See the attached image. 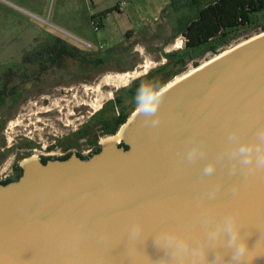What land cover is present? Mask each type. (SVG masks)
<instances>
[{"label":"water","instance_id":"1","mask_svg":"<svg viewBox=\"0 0 264 264\" xmlns=\"http://www.w3.org/2000/svg\"><path fill=\"white\" fill-rule=\"evenodd\" d=\"M165 89L159 125H146L138 112L121 124L126 148L103 140L87 158L31 157L17 180L0 184V264H153L164 251L152 236L164 229L202 234V210L216 217L238 211L249 250L264 254V171L231 174L225 158L201 177L232 129L251 141L264 126V30ZM194 133L208 152L181 161ZM138 220L143 232L131 240ZM251 264H264V255Z\"/></svg>","mask_w":264,"mask_h":264},{"label":"rangeland","instance_id":"2","mask_svg":"<svg viewBox=\"0 0 264 264\" xmlns=\"http://www.w3.org/2000/svg\"><path fill=\"white\" fill-rule=\"evenodd\" d=\"M7 1L35 16L0 0V76H28L22 102L0 109V179L6 178L11 164L24 150L27 160L37 159L34 154L56 157L65 149L73 155L94 147L109 136L101 133L100 119L123 109L128 113L127 120L136 111L135 96L142 83L164 87L193 70L195 64L201 65L259 33L243 31L214 51L192 61L185 58L179 64L178 55L184 47L181 32L197 11L186 0H177L176 7H168L148 22L130 15L129 2L119 0L120 9L112 8L103 15L98 29H94L90 18L83 17L82 9L68 17V8L75 0H44L43 10L20 0ZM85 3L91 7L90 0ZM67 20L74 21L68 24ZM53 36L106 58L100 64H81L63 57L47 68L24 61L28 53L41 46L40 42ZM125 72L132 76L125 77ZM84 128L97 135L96 144L82 146V139L70 144Z\"/></svg>","mask_w":264,"mask_h":264},{"label":"clouds","instance_id":"3","mask_svg":"<svg viewBox=\"0 0 264 264\" xmlns=\"http://www.w3.org/2000/svg\"><path fill=\"white\" fill-rule=\"evenodd\" d=\"M166 89L153 83H142L137 89L135 101L136 111L143 114L145 124L156 127L161 122V116L156 115L165 99ZM245 117L248 116L244 113ZM192 146L181 154V161L194 162L208 152L203 141L196 142V134L190 137ZM227 158L231 162L230 173L235 174L243 170L246 177L264 171V126L257 128L255 139L241 140L238 128L231 130L227 146L221 150L215 160L208 161L201 171V177L214 174L218 162ZM221 185L217 184L210 191L215 196ZM240 185L232 188L237 194ZM201 197L200 200H203ZM199 222L204 225L205 231L201 234L184 233L173 229H164L152 236L153 244L163 249L164 255L153 264H251L254 257L249 250L247 239L241 235L239 212L228 211L223 216L216 217L208 210H202ZM143 232V224L138 220L132 226L130 239L136 240ZM222 237L226 242L222 243ZM230 257L229 259H226Z\"/></svg>","mask_w":264,"mask_h":264},{"label":"trees","instance_id":"4","mask_svg":"<svg viewBox=\"0 0 264 264\" xmlns=\"http://www.w3.org/2000/svg\"><path fill=\"white\" fill-rule=\"evenodd\" d=\"M190 6L197 8L196 15L189 20L181 32L183 36V50L178 55V63H184L185 58L192 61L202 53L214 51L218 46L226 44L243 31L264 30V0H186ZM177 0H169L168 7H176ZM263 14V15H262ZM99 16H91L90 20ZM44 41V42H43ZM40 42L36 50L26 53L27 63L37 64L40 68H47L59 62L63 57L75 59L81 64H100L106 55L94 56L92 52L82 50L60 36H53ZM23 61V62H24ZM197 64H195L196 66ZM172 71L170 75H175ZM127 112L121 109L117 114L100 119L101 133L114 134L118 127L126 120ZM99 149L97 148V151ZM59 157L58 159H66ZM42 159L41 162H45ZM21 175V174H20ZM0 180V184L17 180L19 176Z\"/></svg>","mask_w":264,"mask_h":264},{"label":"flooded vegetation","instance_id":"5","mask_svg":"<svg viewBox=\"0 0 264 264\" xmlns=\"http://www.w3.org/2000/svg\"><path fill=\"white\" fill-rule=\"evenodd\" d=\"M28 88V76H0V109L3 107H10V106H16L20 102H22L23 96L26 94ZM80 129V128H79ZM83 129V128H82ZM113 135L108 136L106 139L112 138ZM78 139H82L85 143L82 146H88L92 145L94 146L97 140V135L95 133H91L90 130L87 128H84V130H81L79 132V135L76 136V139L73 138L72 142L70 144H76V141ZM118 142V145L123 146L124 148L127 147V145L119 138L116 140ZM101 143L97 142V144L94 147H91L87 149L86 151L83 150L82 153L80 152H73V155H77L80 158H87L91 156L93 153L97 152V148L100 149ZM27 149V148H25ZM85 153V154H83ZM27 152L22 151L20 152V158L19 160H16L13 162L10 166V173L7 174L6 178L0 179L6 180L11 179L13 177H16L22 173L23 170V162L25 161V157L27 156ZM36 155L37 159L40 161L42 159L48 160V159H58L59 157H66L72 155V152L66 151V149L61 153L60 156H48L44 153H41V156L38 154ZM24 160V161H23Z\"/></svg>","mask_w":264,"mask_h":264},{"label":"crops","instance_id":"6","mask_svg":"<svg viewBox=\"0 0 264 264\" xmlns=\"http://www.w3.org/2000/svg\"><path fill=\"white\" fill-rule=\"evenodd\" d=\"M4 2H7L8 4L14 6L15 8L30 14L32 16H35L33 13L27 11L26 9L12 4L8 2L7 0H2ZM21 2L27 4L28 6L33 7V4L35 9L43 10L42 1L44 0H20ZM83 3H81L79 0H75V3L73 4L72 8H68V17L77 15L75 12L78 9H82L83 11V17L84 18H90L91 16H99L100 22L102 23L101 17L103 15L109 14V11L112 8H116L117 10L120 9V1L119 0H90L91 7H88L85 3V0H82ZM115 2L116 3H110ZM129 4L131 5L130 9V15L134 17H138L141 19V21H152L156 20L160 15L163 8H165L169 0H127ZM72 10V13L70 11ZM37 17V16H36ZM90 20V19H89ZM65 21V20H64ZM74 20H67L68 24L69 22H72ZM129 29L126 30V32Z\"/></svg>","mask_w":264,"mask_h":264},{"label":"bare ground","instance_id":"7","mask_svg":"<svg viewBox=\"0 0 264 264\" xmlns=\"http://www.w3.org/2000/svg\"><path fill=\"white\" fill-rule=\"evenodd\" d=\"M227 51H228V50H227ZM227 51H223V52L219 53L218 55H215V56L212 57V58H215V57H217V56H219V55H221V54H224V53L227 52ZM212 58H211V59H212ZM211 59H209V60H211ZM209 60H208V61H205L204 63H202L201 65H198V66H202L203 64L209 62ZM143 66H144V65H143ZM197 68H199V67H197ZM193 70H195V67H194ZM193 70L189 71L188 73L192 72ZM188 73H186V74H188ZM186 74H183L182 76H180V77H178V78L172 80V81L169 82L167 85H165L163 88H164V89L167 88L168 86H170L171 84H173L174 82H176L177 80H179L180 78H182L183 76H185ZM122 76H123V75H122ZM124 76H125V77H126V76L130 77V76H132V75H131L129 72H125V73H124ZM136 112H137V111H135L131 116H133ZM129 118H130V117H129ZM124 126H125V124H124V125H121V127L119 128V130H118V131L112 136V138L104 139V140H110V141H113V142H117L116 140H118L119 138H121V136H122V134H123V128H124ZM109 136H111V135H109Z\"/></svg>","mask_w":264,"mask_h":264},{"label":"built area","instance_id":"8","mask_svg":"<svg viewBox=\"0 0 264 264\" xmlns=\"http://www.w3.org/2000/svg\"><path fill=\"white\" fill-rule=\"evenodd\" d=\"M91 23H92L94 29H98V27H99V21H98V20L93 19V20H91ZM83 42H84V44H86V45H90L88 42H85V41H83Z\"/></svg>","mask_w":264,"mask_h":264}]
</instances>
